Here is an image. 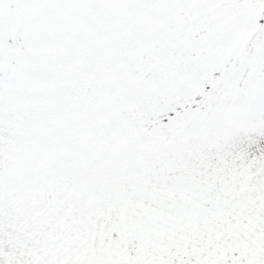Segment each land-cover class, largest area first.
Listing matches in <instances>:
<instances>
[{
  "label": "snow or ice",
  "instance_id": "obj_1",
  "mask_svg": "<svg viewBox=\"0 0 264 264\" xmlns=\"http://www.w3.org/2000/svg\"><path fill=\"white\" fill-rule=\"evenodd\" d=\"M0 264H264V0H0Z\"/></svg>",
  "mask_w": 264,
  "mask_h": 264
}]
</instances>
